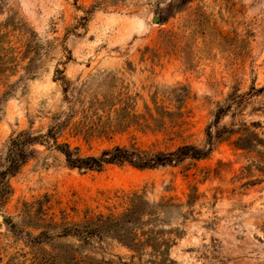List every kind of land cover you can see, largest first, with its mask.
Here are the masks:
<instances>
[{
  "label": "rangeland",
  "instance_id": "1",
  "mask_svg": "<svg viewBox=\"0 0 264 264\" xmlns=\"http://www.w3.org/2000/svg\"><path fill=\"white\" fill-rule=\"evenodd\" d=\"M123 108L128 128L100 134ZM58 125L57 144L81 156L206 149L207 132L213 145L199 160L97 172L70 168L52 139L35 144L0 206V264H264V0H0V168L11 137ZM249 132L262 142L238 149ZM134 193L175 205L156 224L175 239L165 263L112 235H63L119 217Z\"/></svg>",
  "mask_w": 264,
  "mask_h": 264
},
{
  "label": "trees",
  "instance_id": "2",
  "mask_svg": "<svg viewBox=\"0 0 264 264\" xmlns=\"http://www.w3.org/2000/svg\"><path fill=\"white\" fill-rule=\"evenodd\" d=\"M63 79V78H61ZM125 108L120 111H115L114 118H109L107 124L99 126V133L108 135L115 131H124L130 125L132 116L125 115ZM120 112V113H119ZM171 116L174 113L165 112ZM224 113L221 108L215 115V123L217 124ZM181 114L178 113L177 117ZM133 124L141 130L149 129L151 126L145 116H134ZM153 121H158L149 116ZM64 126V124H63ZM61 126L51 127L47 134L35 136L32 132L24 130L9 139L6 155L3 159V168H0V206L11 193L9 177L15 175L19 170L32 158L35 154L32 146L39 143H45V139L54 140L57 151L64 155L65 161L70 168L80 171H102L107 165H129L137 170H152L161 167L173 166L182 162L185 159L199 160L208 156L212 150L213 138L207 132L208 148L200 149L195 145L185 144L178 146L174 150L162 151L145 149L136 144L115 145L111 148L104 149L99 156H81L78 153V148L71 149L68 143L57 144L56 135L60 131ZM220 136V135H219ZM253 137V138H252ZM256 141L262 142L255 133L249 132V136H241L237 140L238 149H248L253 147ZM175 206L170 201L161 203H150L143 195L134 193L130 198V205L119 217L97 218L95 221L88 222L83 227H66L63 229V235L68 236L74 234L83 238L85 243H88L92 238L101 239L105 236L112 235L120 243L131 248L141 249L150 247L152 253L159 257V263H165L169 259V251L174 240L163 238V229L157 228L156 224L164 222V218L160 216V211H165L167 208ZM149 225L147 230L144 226ZM141 231L138 234L137 231ZM175 231L178 238L182 235L179 228H173L169 231ZM142 237L143 240L140 239ZM75 261L76 258L74 259Z\"/></svg>",
  "mask_w": 264,
  "mask_h": 264
},
{
  "label": "water",
  "instance_id": "3",
  "mask_svg": "<svg viewBox=\"0 0 264 264\" xmlns=\"http://www.w3.org/2000/svg\"><path fill=\"white\" fill-rule=\"evenodd\" d=\"M153 21H155V22L158 21V18L155 17V18L153 19ZM0 221H3V217H2L1 215H0Z\"/></svg>",
  "mask_w": 264,
  "mask_h": 264
}]
</instances>
